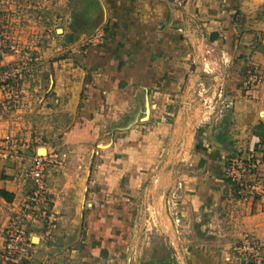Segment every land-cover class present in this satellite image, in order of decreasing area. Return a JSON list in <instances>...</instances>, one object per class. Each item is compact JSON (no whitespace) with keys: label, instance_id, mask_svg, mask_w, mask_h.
Instances as JSON below:
<instances>
[{"label":"rangeland","instance_id":"1","mask_svg":"<svg viewBox=\"0 0 264 264\" xmlns=\"http://www.w3.org/2000/svg\"><path fill=\"white\" fill-rule=\"evenodd\" d=\"M101 1L0 0V167L2 159H11L24 183L19 210L0 201V264H30L32 246L38 243L31 234L40 230L58 252L65 243L70 248L84 244L90 226L87 217L97 206L95 194L100 191L94 171L99 165L112 170L127 164L132 171L125 174L121 187L130 203L132 232L125 237V250L102 264H197L195 257L200 253L206 257L204 253L210 251L208 257L213 255L219 264H244L246 259L264 264V239L253 233L235 234L232 212L240 206L237 200L264 195V145L252 146L250 124L243 139H221L227 112L236 100L255 101L258 116L264 118V66L211 59L199 83L181 91L178 123L173 113L165 115L168 128L160 131V137L147 133L146 117L141 114L135 119L133 107L106 121L99 139L69 140L67 132L74 128L82 104L71 107L69 98L60 93L66 67L61 64L87 52L90 44H103L106 16ZM178 4L185 20H197L206 11L212 32L197 23L196 32L212 39L205 49L215 57L226 55L224 38L214 32L221 20L238 27L242 47L238 55H250L264 39V0H180ZM248 46L250 51L244 52ZM253 73L260 80L251 83L248 77ZM196 121L210 122L204 135L210 146L221 148L218 158L224 165L219 173L225 180V194L206 205L196 204L199 198L192 200L196 190L186 186L189 180L198 179L199 185L213 176L198 149L202 140L195 134ZM131 126L134 130L128 139L125 134ZM43 146L47 152L40 151ZM36 155L45 157V187L34 199ZM79 163L85 167L82 177L74 172ZM51 181L60 199L64 183L73 184L69 201L65 196L59 202L60 211L54 208ZM99 200L104 203L106 198ZM66 211L72 216L61 220L59 214ZM11 231H24L27 247L22 257L18 258L20 251L8 250Z\"/></svg>","mask_w":264,"mask_h":264},{"label":"crops","instance_id":"2","mask_svg":"<svg viewBox=\"0 0 264 264\" xmlns=\"http://www.w3.org/2000/svg\"><path fill=\"white\" fill-rule=\"evenodd\" d=\"M178 1L180 0L101 1L106 16L103 44H90L87 52L68 57L64 60L65 63L61 64L66 67L63 68L65 70L61 76L60 93L69 98L71 107L78 102L82 104L81 113L75 117L74 128L67 132V139L83 143L97 140L106 121L112 117L120 118L125 110L133 107L137 108L135 119L141 114L146 117L144 125L149 131L147 133L160 137V131L168 128L165 115L173 113L178 123L181 91H186L184 89H187V86V90H190L199 83L201 74H204L211 59L224 58L231 62H235V59L244 62L247 60L246 62H257L264 66V39L257 42L256 47H252L253 54L250 52V55H238L242 51L239 46L241 34L237 25L227 20H221L219 27H215L214 31L224 38L226 55L215 57L209 50L207 53L205 45L212 44V39L196 32L198 24L200 29L212 32L213 26L207 19L206 11L203 10L197 20H185ZM201 7L203 9L204 4ZM249 48L250 46L245 47L244 52L250 51ZM233 104L227 112V126L221 139H243L248 135L247 126L250 124L252 146L256 148L264 145V118L258 116L255 101L236 100ZM206 124L210 122L202 124L196 121L195 134L198 132L202 140L198 149L204 153L203 163L208 165L207 170L213 172V176L200 180L202 183L199 185L198 179L194 183L189 180L186 184L189 190L197 192V196L192 193V200L199 198V201L194 202L202 205L218 201L225 194V180L219 173L224 166L218 158L221 148H214L207 142L204 134L209 129ZM132 127L125 134L128 139L131 138L130 131L134 130ZM125 137L121 136V139ZM124 157L130 158L126 155ZM1 161L0 189L5 190L8 197L0 194V201L14 204L15 209L19 210V199L24 190L22 177L18 174L20 168H14L9 158ZM216 161L220 163L217 164ZM210 162H213V165H210ZM76 168L74 172L82 177L85 167L79 163ZM131 171L130 164L118 165L112 170L99 165L94 171L96 182H100L97 186L100 191L95 194L98 204L87 217L90 226L87 236L82 239L84 244L70 248L69 243H65L58 252L47 239L44 230H40L37 232L38 243L32 246L30 264H102L123 252L126 248L125 237L132 232V218L130 203L126 200V192L123 191L121 183L125 174ZM109 178L111 180H108ZM50 183L55 200L54 208L60 211L59 202L65 201V196L69 201L73 184L64 183V197L60 199L58 190L54 188L56 185L52 181ZM132 186L133 182L128 185L129 188ZM117 193L120 196H116ZM190 195L191 193L187 197L190 198ZM99 198L106 200L102 203ZM237 201L240 206L232 211L236 220L234 233H253L264 239V195ZM65 213L59 214L61 220L70 219L72 216L69 211ZM35 235L36 232L31 234L32 239ZM68 238L66 237L67 242ZM95 238L99 239V242H95ZM202 254L195 257L197 264H219L213 255V258L208 257L212 254L211 251L204 253L207 259L202 258Z\"/></svg>","mask_w":264,"mask_h":264},{"label":"built area","instance_id":"3","mask_svg":"<svg viewBox=\"0 0 264 264\" xmlns=\"http://www.w3.org/2000/svg\"><path fill=\"white\" fill-rule=\"evenodd\" d=\"M260 80V78L255 74H251L248 77V81H251V83H254L256 81ZM44 155H36L34 158V163H35V169L33 170L32 176L34 178V186L37 188L33 198L37 199L40 195L41 192H43L45 184H44ZM18 230V229H17ZM24 231H21L20 234L11 231V236L9 241H7L8 244V250H13L16 249L19 252L18 258L22 257V253H24V249H26V244L27 242H25L24 237H22ZM247 247H249L247 245ZM12 252V251H11ZM16 253V252H15ZM259 259V258H258ZM256 260V259H255ZM20 264H24L20 261ZM244 264H259L258 260L257 261H253L250 259H246L244 261Z\"/></svg>","mask_w":264,"mask_h":264},{"label":"trees","instance_id":"4","mask_svg":"<svg viewBox=\"0 0 264 264\" xmlns=\"http://www.w3.org/2000/svg\"><path fill=\"white\" fill-rule=\"evenodd\" d=\"M0 194H2L3 196H7V193H6V191L5 190H3V189H0ZM8 197V196H7Z\"/></svg>","mask_w":264,"mask_h":264},{"label":"bare ground","instance_id":"5","mask_svg":"<svg viewBox=\"0 0 264 264\" xmlns=\"http://www.w3.org/2000/svg\"><path fill=\"white\" fill-rule=\"evenodd\" d=\"M40 151H41V152H47V148H46V147H45V148H44V147H41V148H40Z\"/></svg>","mask_w":264,"mask_h":264},{"label":"water","instance_id":"6","mask_svg":"<svg viewBox=\"0 0 264 264\" xmlns=\"http://www.w3.org/2000/svg\"><path fill=\"white\" fill-rule=\"evenodd\" d=\"M33 240L38 241L39 240V236L38 235H35L34 238H33Z\"/></svg>","mask_w":264,"mask_h":264}]
</instances>
